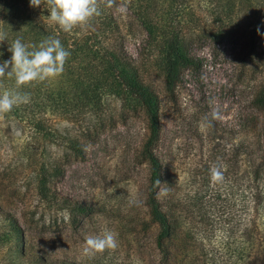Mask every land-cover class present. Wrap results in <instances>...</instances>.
<instances>
[{"label":"rangeland","instance_id":"rangeland-1","mask_svg":"<svg viewBox=\"0 0 264 264\" xmlns=\"http://www.w3.org/2000/svg\"><path fill=\"white\" fill-rule=\"evenodd\" d=\"M127 1L113 10L120 45L161 105L155 154L164 178L158 200L178 227L165 244L169 253L157 245L159 227L147 205L150 166L142 150L149 131L141 104L108 94L98 108L72 119L30 95V102L0 117V264H237L243 233L255 216L252 171L259 164L264 198V139L254 131L263 113L251 104L264 75V31L257 33L243 9L215 43L205 37V28L215 29L212 5L193 0L194 16L183 24L193 19L191 25L204 33L184 32L193 36L190 48L202 68L184 70L176 91L168 93L164 72L146 47L147 32ZM250 49L259 56H249ZM73 142L84 158L71 149ZM214 165L221 167L222 182L210 179ZM52 166L64 175L45 181ZM78 204L89 213L79 214ZM14 221L25 237L21 244ZM104 230L118 234V247L83 255L85 237Z\"/></svg>","mask_w":264,"mask_h":264},{"label":"trees","instance_id":"trees-1","mask_svg":"<svg viewBox=\"0 0 264 264\" xmlns=\"http://www.w3.org/2000/svg\"><path fill=\"white\" fill-rule=\"evenodd\" d=\"M119 2L121 0H113L111 3L109 0H99V16L92 18L87 25L65 33L49 21V12L43 4L33 8L30 7V0H0V32L6 35V40L0 42V63L10 59L8 48L16 39H21L26 45L38 46L49 37L57 38L70 51L64 71L44 82L22 86L26 93L33 95L32 99L40 102L44 108L56 109L59 115L71 116L72 119L79 117L86 108H98L108 94L125 96L141 104L149 131L142 150V157L150 166L147 205L151 219L159 227L157 245L166 252L168 250L165 244L175 238L178 227L173 224L158 200V191L164 178L161 162L155 154L162 130L160 99L120 45H123L120 26L113 12ZM208 2L212 5L210 13L215 29L205 28L209 33L205 37H210L213 42L219 43L224 39L226 28L240 19L243 9L246 10L251 25L256 30L259 27L264 31V0ZM125 3L143 24L148 36L146 47L152 52L156 65L160 64L164 72L167 92L174 93L184 70L199 71L202 68V60L190 48L193 36L189 37L184 32L185 29L199 31L197 35L201 37L204 33L203 27L191 25L193 19L183 24L186 17L194 16L193 0H128ZM249 56H259V52L250 49ZM13 87H17L13 76L0 78V93ZM254 91L251 104L256 111L263 113L255 119L254 131L264 139V75ZM77 144L73 142L71 149L77 157L84 158V151ZM259 166L255 165L252 171L257 188L254 191L255 216L250 220L249 230L243 233L245 244L236 253L237 264H264V214L261 215L260 212L264 198L259 190V177L262 175ZM52 171L53 173L45 174V181L52 176L64 175L62 167L52 166ZM44 196L47 197L46 194ZM63 203L71 205L69 200H64ZM76 209L79 214H88L90 210L80 204ZM11 226L17 243H23L25 237L19 223L14 221ZM183 235L185 242L187 237L186 234Z\"/></svg>","mask_w":264,"mask_h":264},{"label":"clouds","instance_id":"clouds-1","mask_svg":"<svg viewBox=\"0 0 264 264\" xmlns=\"http://www.w3.org/2000/svg\"><path fill=\"white\" fill-rule=\"evenodd\" d=\"M111 2L113 0H109V3ZM41 4L49 12V21L65 33L87 25L92 18L101 14L99 0H30V7L37 8ZM257 33L260 34L259 27ZM5 40L6 35L0 32V42ZM8 51L11 57L0 63V78L13 76L17 90H5L0 93V117L11 112L14 107L30 102V95L21 93L18 90L20 87L59 76L70 56V51L64 48L61 41L51 37L40 42L38 46L26 45L21 39H16ZM212 115L216 118L219 114L214 112ZM210 179L213 183L223 181L221 167H211ZM117 247L118 234L112 230H104L100 234L85 237L82 253L85 256H94L96 253L115 250Z\"/></svg>","mask_w":264,"mask_h":264}]
</instances>
